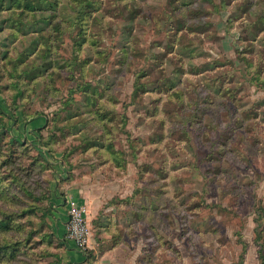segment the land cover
<instances>
[{"label": "rangeland", "instance_id": "obj_1", "mask_svg": "<svg viewBox=\"0 0 264 264\" xmlns=\"http://www.w3.org/2000/svg\"><path fill=\"white\" fill-rule=\"evenodd\" d=\"M71 187L92 256L264 264V0H0V264H67Z\"/></svg>", "mask_w": 264, "mask_h": 264}, {"label": "crops", "instance_id": "obj_2", "mask_svg": "<svg viewBox=\"0 0 264 264\" xmlns=\"http://www.w3.org/2000/svg\"><path fill=\"white\" fill-rule=\"evenodd\" d=\"M41 119L37 118L33 126L37 127L41 124ZM67 202L60 201L62 199V195L59 191H55L56 202L58 205V211L56 214V224L55 231L56 233L63 238V249L60 254L63 262H72V264H137L135 259L128 255L126 248L123 245H116L104 251L96 250L95 255L92 256L90 251L83 252L79 249L75 242L67 239V220L69 215V210L72 207L78 205H85L88 211V202H87V193L81 188L71 187L67 190ZM64 200V199H62ZM105 217L102 216L101 220L104 221ZM125 254V255H124Z\"/></svg>", "mask_w": 264, "mask_h": 264}, {"label": "built area", "instance_id": "obj_3", "mask_svg": "<svg viewBox=\"0 0 264 264\" xmlns=\"http://www.w3.org/2000/svg\"><path fill=\"white\" fill-rule=\"evenodd\" d=\"M91 227L85 205H78L69 210L66 237L75 242L83 252L91 246Z\"/></svg>", "mask_w": 264, "mask_h": 264}, {"label": "trees", "instance_id": "obj_4", "mask_svg": "<svg viewBox=\"0 0 264 264\" xmlns=\"http://www.w3.org/2000/svg\"><path fill=\"white\" fill-rule=\"evenodd\" d=\"M32 195V194H31ZM10 218V219H9ZM9 218H5V219H1L0 220V231L3 232V231H10L11 229H13L14 227L16 228L14 222L11 220V217ZM19 229L21 228V225H18ZM0 250L2 252V250H5L6 253L8 254V252H11V254L13 256H15V252H16V248H10V245L7 244V245H4V246H0ZM90 248L87 249V253L89 252ZM10 254V255H11ZM9 255V254H8ZM8 257H12V256H8ZM61 259V258H60ZM61 262L62 263H67V264H72V262H63V260L61 259Z\"/></svg>", "mask_w": 264, "mask_h": 264}]
</instances>
